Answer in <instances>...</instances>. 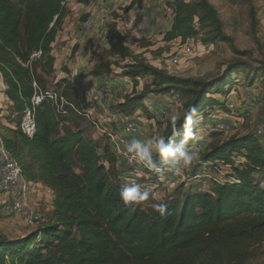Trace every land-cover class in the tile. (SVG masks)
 Segmentation results:
<instances>
[{"label": "trees", "instance_id": "16d2710c", "mask_svg": "<svg viewBox=\"0 0 264 264\" xmlns=\"http://www.w3.org/2000/svg\"><path fill=\"white\" fill-rule=\"evenodd\" d=\"M68 1L0 0V75L9 103L6 124L0 119V139L20 166L22 178L52 192L54 207L25 236L0 234V264H264V145L255 135L234 136L209 147L200 155L201 170L216 172L225 166L233 173L225 176L226 183H213L207 192L200 191L202 186L199 192L181 197L184 185L178 187L163 202L167 213L161 216L154 208L146 210L141 204L122 201L119 159L109 139L106 135L100 140L88 138L81 128L88 120L71 108L66 107L64 115L57 113L51 102L43 101L35 108V137L22 133L20 122L32 107L34 84L49 90L45 78L55 73L53 44L70 14ZM74 1L86 7L96 2ZM137 1L132 0L130 8ZM166 5L173 23L165 42L201 38L205 45H232L210 0H167ZM248 6L256 32L253 0H248ZM88 18L86 15L82 21ZM108 45L107 54L117 60L121 76L132 87L124 102L114 107L117 113H149L144 104L149 96L180 100L176 127L171 119L164 125L166 143L180 142L176 139L184 133L185 116L193 108L190 129L200 116L212 122L209 111L229 113L228 97L235 84L232 77L253 71L264 75V69L254 70L240 60L212 80L171 75L134 55L126 36L116 27ZM38 51L42 57L32 61L31 55ZM120 61L129 63L122 66ZM112 67L97 66L92 75L112 77ZM146 80L150 82L144 85ZM53 90L79 110L92 107L68 77L56 82ZM219 135V131L210 133ZM153 159L154 169L165 162L156 151Z\"/></svg>", "mask_w": 264, "mask_h": 264}, {"label": "rangeland", "instance_id": "374dc122", "mask_svg": "<svg viewBox=\"0 0 264 264\" xmlns=\"http://www.w3.org/2000/svg\"><path fill=\"white\" fill-rule=\"evenodd\" d=\"M210 2L218 11L225 34L232 38V45L224 42L205 45L201 38L187 43H181L180 40L171 43L165 42V34L171 29L173 23L172 13L166 5L167 0H138L132 8H130L132 0H96L90 9L72 0L67 5L70 14L64 22L57 43L54 45L55 73L46 78L41 71L39 74L46 79L49 90L54 89L55 83L61 78L69 77L77 84L80 93L88 92V96H86L88 100L92 97L91 93L100 96L102 89L92 84L94 80L98 79L92 75L97 66L111 64L114 75L110 78H123L121 76L122 69L116 65L117 60L107 54L108 39L115 27L117 31L126 36L127 44L134 55L171 75L212 80L225 74L228 66L235 60L251 64L255 68L254 70L264 69V0H253L258 19L256 32L251 27L248 0H210ZM127 9H129L128 12H126ZM86 15L89 18L83 22L82 18ZM195 24L198 25L197 19H195ZM146 44H149V47H144ZM185 45L191 48V53L184 54ZM178 58L180 59L179 64L174 65L173 60ZM119 63L123 66L129 61H120ZM105 77L109 76H101L102 79ZM232 79L235 84L228 97L229 113L222 110L220 112L209 111L211 118L209 121L212 122H207L203 116L198 118L191 127L193 136L189 139V145L194 149L203 145V148L190 166L185 168L181 166L179 171H174L169 167V170L175 172L170 176L165 175L168 172L166 170L160 173L164 183L158 189L159 196L141 203L144 209L148 210L153 208V204L163 203L172 196L174 190L182 185L184 187L181 189V197L190 192H199L204 182H199L195 176L203 173L200 168L202 165L200 155L207 152L209 147L221 145L234 136L247 135H255L264 145V136L259 135V129L264 127V75L260 71H253L244 73L241 77L234 76ZM124 82L127 87L130 86L127 80L124 79ZM149 82L150 80H146L144 85ZM4 85L5 82L0 76V119H4L8 113V103L2 92ZM112 89L115 97L101 98L112 99L116 102L123 101L125 95H129L132 91L131 86L123 89V92L117 88ZM148 98L144 104L149 113H145L143 110L138 113L141 120V135L138 138L159 139L163 137L164 125L172 115H180L181 102L174 96H149ZM221 100L224 101V99ZM93 105L96 107L94 119L90 122L83 121L81 128L88 138L100 140L102 133L92 123H98L99 127L105 131L118 130L117 126L113 128V125L116 124L111 121H114V115L118 116L120 113L114 109L118 104L110 107L108 101L105 103L104 109L100 105ZM158 120H160L161 126L158 125ZM215 131H219L220 135L210 136V133ZM119 132L118 130L117 134ZM182 139L183 134L177 137L176 141ZM154 153L155 150H153ZM240 162L243 161L240 160ZM163 165L166 166L165 168L172 166L166 162ZM223 167L220 169L221 174L227 176L233 173L229 167ZM117 171L121 176L134 173L121 159L118 161ZM138 173L136 174L141 176L137 178L139 182H151L148 180L147 174L140 170ZM153 177L157 178L158 176L155 174ZM157 179L156 182L159 183ZM211 186L212 184L209 183V187H203L200 191H210ZM3 206L0 207V234L15 238L19 236L18 229H21V232L36 229V224H28L27 220L19 214L5 212ZM42 210L44 211L45 208ZM42 210L41 212L30 211L39 215L41 219V216L44 215Z\"/></svg>", "mask_w": 264, "mask_h": 264}, {"label": "built area", "instance_id": "2783aa9c", "mask_svg": "<svg viewBox=\"0 0 264 264\" xmlns=\"http://www.w3.org/2000/svg\"><path fill=\"white\" fill-rule=\"evenodd\" d=\"M72 0L68 1L69 2ZM67 4V5H68ZM169 11H171L169 9ZM172 13V11H171ZM184 47V46H183ZM184 54L191 53V48L187 47L185 45L184 47ZM42 57V51L35 52L31 55V60H39ZM180 59H174L173 64L177 65L179 64ZM35 88V95L32 99V107L26 109V111L23 113L21 122H20V129L22 133L32 139L35 137L37 128L35 123V108L39 106L43 101L47 100L52 103L53 107L55 108L57 113L66 114V107L71 108L74 110L79 116L84 117L88 121H92L94 119L95 115V106L100 105L102 109L106 106L105 103L108 101H112V99H104L101 97H115L113 87L110 85H103L100 89H102V92L100 93V96L95 95L94 93H91L92 97L90 98L89 102L92 103V107H89L84 110H79L74 105L69 103L63 96H61L59 93H57L55 90H42L40 89L37 84H34ZM114 124L113 128L117 126L118 130L120 131L117 134L118 130L113 131H105L101 127H99L98 123L93 122V124L96 126V128L102 133V135H106L109 139V142L112 145L113 150L116 153V156L118 159L123 160L126 165L129 167L130 171L132 170L134 173H127V175L119 177L122 185L125 183L126 180H137V178L141 177L139 176L138 172L139 170L142 173L147 174L148 180H151V182H145L141 183L143 184L151 193L150 198H157L159 196L158 189L163 185L164 181L162 180V176L160 175L161 172L164 170L168 171L165 173V175H172L175 172L173 170H169L168 168L171 167L173 169V166H160L158 169H154L146 167L142 162L132 157L130 154L126 153V144L127 142L132 138L136 137L138 138L139 135H141V120L139 119L138 113L135 115H114L113 116ZM259 135L264 136V127L259 129ZM184 166H182L183 168ZM185 168V167H184ZM147 172H150L151 174H148ZM222 171L218 170L216 172L211 171H204L202 174H198L195 176L196 180H199V182L203 181L204 185L203 187H209V183H226L225 174H221ZM138 173V174H136ZM154 174H159V180L157 183L156 179H153ZM155 182H152V181ZM158 184V185H156ZM169 187V185H166V187ZM30 190V184L27 183L21 175V168L18 165V163L11 158V156L6 151L2 141L0 140V193L8 194L13 198L12 203L4 204L3 209L7 213H14L21 215L24 219L27 220L28 224L35 225L39 220L40 216L35 215L34 212H31L27 205V195Z\"/></svg>", "mask_w": 264, "mask_h": 264}, {"label": "clouds", "instance_id": "9594fccd", "mask_svg": "<svg viewBox=\"0 0 264 264\" xmlns=\"http://www.w3.org/2000/svg\"><path fill=\"white\" fill-rule=\"evenodd\" d=\"M195 111L196 109L193 108L191 113L186 114L183 139L180 140L179 143L171 140L166 143L164 138L144 140L132 137L125 146L126 153L149 168L155 167L153 150H155L166 163H170L174 171H179L181 166H190L197 157L199 151L203 148V145H200L197 149L189 145V139L193 136V132L188 125L191 124L192 113H195ZM178 119V115H172L171 122L174 127H176ZM119 196L125 204H141L150 199L151 193L140 182L126 180L120 189ZM153 208L161 216L167 213V206L163 203L153 204Z\"/></svg>", "mask_w": 264, "mask_h": 264}, {"label": "crops", "instance_id": "0c3cea01", "mask_svg": "<svg viewBox=\"0 0 264 264\" xmlns=\"http://www.w3.org/2000/svg\"><path fill=\"white\" fill-rule=\"evenodd\" d=\"M93 5L89 6L88 9H90ZM58 38H59V36H58ZM58 38H57V41H58ZM57 41L55 42V44L57 43ZM55 44H53V52H52L54 58H55V55H54V52H55L54 45ZM55 63H56V59H55ZM55 70H56V68H55ZM64 78H67V77H64ZM64 78H61V79H64ZM97 78L98 79L97 80H94L92 82V84L95 85V86H97L98 88H101L103 85H110L113 88H117L121 92H123V89L129 88L131 86L130 85V86L127 87L126 86V83L124 82V79H122V78L113 79V80L110 77H105V79H102L101 77H97ZM75 85L78 88L77 84H75ZM2 92H3L4 99L8 103V100L6 98V85H4V88H3V91ZM85 94H86V96H88V92L85 93ZM87 99H88V97H87ZM116 99H118V97H116ZM123 102H124V100L123 101H118V102H116V101H109V106L112 107L113 105L122 104ZM8 106H9V103H8ZM1 120L3 121V123L6 124L5 118L4 119H1ZM12 202H13V198L10 195L0 193V207L2 205H4V204H8V203H12ZM27 204H28L30 210H35L37 212H41V210L43 208H45L44 211L42 210L43 213H44V215L41 216V219H43V221H44L46 219V217H48L53 212V209H54V207H53V195H52V192L49 189H47L46 187L42 186V185H39V184L32 185V184H30V190H29V193L27 195ZM16 224H19V223H16ZM38 225L39 224L36 223V226H38ZM18 226H20V225H18ZM20 230L21 229H18L19 236H16V237L25 236L30 231H32V229H29V230L24 231V232H21Z\"/></svg>", "mask_w": 264, "mask_h": 264}]
</instances>
